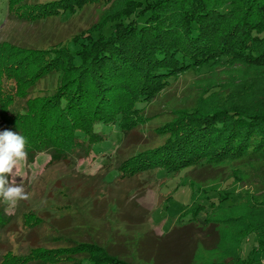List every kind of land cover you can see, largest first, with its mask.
Here are the masks:
<instances>
[{
  "label": "trees",
  "instance_id": "16d2710c",
  "mask_svg": "<svg viewBox=\"0 0 264 264\" xmlns=\"http://www.w3.org/2000/svg\"><path fill=\"white\" fill-rule=\"evenodd\" d=\"M91 1L60 0L48 10L38 0H6L5 6L9 19L31 23L65 19ZM129 1L126 11L100 29L75 35L61 55H54L60 40L44 48L0 44V131L25 137L28 163L39 152L49 154L48 165L86 158L109 137L100 126L120 125L127 105L134 112L177 75L238 62L264 68V0ZM31 62L34 71H24ZM46 78H55V87L31 97L33 86ZM219 93L207 89L189 107L174 110L170 125L156 132L166 136L163 143L119 158L117 183L156 168L186 172L188 184L177 185L191 190L215 179L224 162L264 163V111L220 100ZM121 125L124 139L132 127ZM107 198L103 210L104 203L91 205L97 193L90 197L88 218L75 224L46 217L47 211L8 213L0 199V264H194L198 250H212L220 241L219 221L206 213L200 218L187 211L188 221L159 235L144 227L146 211L133 215V202L126 207L111 193ZM255 203L262 216L257 224L244 223L240 241L248 233L264 234V197Z\"/></svg>",
  "mask_w": 264,
  "mask_h": 264
},
{
  "label": "rangeland",
  "instance_id": "374dc122",
  "mask_svg": "<svg viewBox=\"0 0 264 264\" xmlns=\"http://www.w3.org/2000/svg\"><path fill=\"white\" fill-rule=\"evenodd\" d=\"M59 1L38 0V3H43L41 9L48 10L53 9ZM129 2L95 0L76 9L74 13L66 14L62 21L50 17L23 23L19 19H9L6 0H0V44L7 41L16 45L18 43L44 48L51 39L60 40L63 43L56 48L59 51L54 55H61L75 35L82 36V33H88L92 29H100L102 25L109 23L107 20L126 11ZM15 12L18 13L16 10ZM21 13L26 14V10ZM40 15L37 18L42 19ZM64 59L71 58L65 56ZM33 62L23 70L27 69L32 73L36 68ZM55 81V78L41 80L33 86L31 97L41 95L42 90L53 89ZM7 82L5 78L2 80L3 85H7ZM168 83L154 98L139 101L134 112L129 111L130 104L127 105L120 118V125L100 126L109 137L105 142L94 144L91 154L86 158L73 164L61 162L48 165L49 154L39 152L31 163L22 162L15 170V176L17 182H22L30 199L18 201L15 205L5 201L6 211H19L20 215L22 212L33 211L39 216L40 212L47 211L46 217L70 219V223L75 224L78 218H88L90 197L97 193L98 199L96 202L91 201V205L100 207L104 203L101 207L104 210L111 193L113 198H120L126 207L133 202V215L146 211L147 221L144 227L159 235L167 233L180 220L188 221L189 215H184L187 211L194 212L196 217L206 215L208 218L218 219L220 241L217 247L198 250L194 264H264L262 232L248 233L240 241L246 233L244 223L248 220L257 224L258 218L262 216L257 213L255 201L264 197V174L260 172L264 171V163L224 162L215 179L201 185L193 184L194 188L191 190L188 185L179 186L181 183L188 184L186 172L171 173L156 168L139 172L134 181L117 183V160H124L147 147L163 143L166 136L156 132L159 133L163 127L170 125V120L175 116L174 110L189 107L197 95L207 89L218 88L220 100L228 98L235 104L264 111V68L239 62L232 65L217 64L204 73L188 71L177 75ZM130 95L131 89L125 95L126 100ZM123 122L132 127L129 136L124 139L119 132ZM178 183L180 184L177 185ZM53 188H57V191L53 190L49 194ZM222 196H227L228 199L222 202ZM67 198L71 203L67 202ZM217 200L220 201L217 203ZM27 214L29 212L24 215ZM25 217L28 219V216ZM13 238L14 235H10V240Z\"/></svg>",
  "mask_w": 264,
  "mask_h": 264
},
{
  "label": "clouds",
  "instance_id": "9594fccd",
  "mask_svg": "<svg viewBox=\"0 0 264 264\" xmlns=\"http://www.w3.org/2000/svg\"><path fill=\"white\" fill-rule=\"evenodd\" d=\"M25 144V137L19 132L11 129L0 132V199L12 205L30 199L22 182H17L15 176L18 166L28 159Z\"/></svg>",
  "mask_w": 264,
  "mask_h": 264
}]
</instances>
